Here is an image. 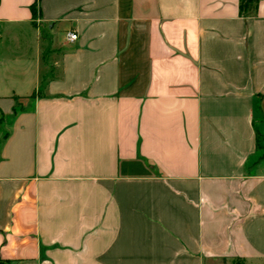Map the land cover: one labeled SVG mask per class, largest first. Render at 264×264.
Returning a JSON list of instances; mask_svg holds the SVG:
<instances>
[{
	"label": "crops",
	"instance_id": "0c3cea01",
	"mask_svg": "<svg viewBox=\"0 0 264 264\" xmlns=\"http://www.w3.org/2000/svg\"><path fill=\"white\" fill-rule=\"evenodd\" d=\"M35 1L0 0V257L264 264V0Z\"/></svg>",
	"mask_w": 264,
	"mask_h": 264
},
{
	"label": "trees",
	"instance_id": "16d2710c",
	"mask_svg": "<svg viewBox=\"0 0 264 264\" xmlns=\"http://www.w3.org/2000/svg\"><path fill=\"white\" fill-rule=\"evenodd\" d=\"M256 0H243L242 4L240 5V8L242 9L243 7L247 6V4H252L253 2H255ZM31 12H32V16L35 18L37 13H38V9H37V0L31 5ZM1 115V114H0ZM257 135V143L259 144V142L262 139V134L261 132L257 131L256 132ZM0 264H9V261L4 260L0 257ZM231 264H243V262L240 259H235L232 261Z\"/></svg>",
	"mask_w": 264,
	"mask_h": 264
},
{
	"label": "rangeland",
	"instance_id": "374dc122",
	"mask_svg": "<svg viewBox=\"0 0 264 264\" xmlns=\"http://www.w3.org/2000/svg\"><path fill=\"white\" fill-rule=\"evenodd\" d=\"M21 102H26V101H21ZM7 124H8V120L5 119V118L4 119L3 118L1 119V117H0V137H2V138H3L4 134H5V132L8 131V125Z\"/></svg>",
	"mask_w": 264,
	"mask_h": 264
},
{
	"label": "built area",
	"instance_id": "2783aa9c",
	"mask_svg": "<svg viewBox=\"0 0 264 264\" xmlns=\"http://www.w3.org/2000/svg\"><path fill=\"white\" fill-rule=\"evenodd\" d=\"M66 39L70 42H73L77 39V34L71 31L66 32Z\"/></svg>",
	"mask_w": 264,
	"mask_h": 264
}]
</instances>
